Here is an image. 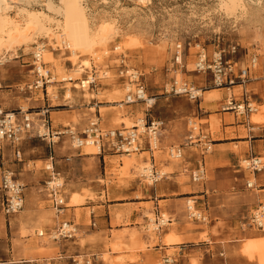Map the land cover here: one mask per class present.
I'll return each mask as SVG.
<instances>
[{
    "label": "rangeland",
    "instance_id": "374dc122",
    "mask_svg": "<svg viewBox=\"0 0 264 264\" xmlns=\"http://www.w3.org/2000/svg\"><path fill=\"white\" fill-rule=\"evenodd\" d=\"M84 1L92 11L97 13L106 11L110 13L117 20L120 30H128V36L118 39L111 44V55L103 63L110 71L111 76L107 78L97 77L96 86L91 85L89 93L95 95L94 99L91 96L85 97L81 90L73 88L74 100H68L65 97L66 88L69 86L67 82L50 84V86H54V91L57 94L55 99L50 94L48 98L45 97L46 106H50L51 108L50 118L52 120V128L55 131H63L67 128L65 123L79 119L82 122L75 127V132L81 134L91 121L95 120L96 117H100L103 129H121L125 127L121 124L117 125V122L115 124L114 121L117 118H130L136 123L140 115H144V119L148 124L151 121L163 122V126L160 129L159 148L154 152L156 163L152 159L151 164H155L154 170L158 174L162 171H167V175L160 178L159 174V181L153 184L146 175H141L137 171L133 172V175H130L128 170L120 169V162H125L127 159L123 155L106 154V156H118L115 162L116 166L111 172H108L110 181H121L123 178H132L148 186H168L169 182L173 179V175L179 174L178 182L180 185L185 186L184 190L198 188L199 186L202 187L203 184L214 182L215 176L211 174L210 167L205 164V159L208 160L211 153L206 156H200L199 152L193 149L191 153L186 154L183 160H172L169 157L168 151L170 148L178 147L185 143L189 132V121H194L200 126L201 131L205 135H209V132L206 130L207 121L199 119L202 115L198 107L200 105L199 103H192L183 96L168 95L164 89L174 78H177L179 81H188L200 88L207 86L206 91L210 89L217 90L210 84V75L207 78L205 75H199L194 71L196 55L199 52V48L196 47L198 45L205 48L209 56L218 47L223 48L226 50L225 53L228 58L233 57L235 61L241 62L249 59L257 51L263 55L264 0H244L247 11L237 18L226 17L223 13L218 12V0H149L146 3H141L139 2L140 0ZM130 37L136 38L139 42L134 49L125 50V63L130 68L135 69L138 72V76H143L149 95L152 99H155V104L152 107L144 103L126 105L123 102L125 108L122 109L118 103H108L114 101L112 100L114 90L116 88H124L128 82L127 79L120 78L122 76L120 73L122 71V63L120 62V57L118 58L113 50L115 46L121 42H126ZM168 39L174 41L172 47ZM179 44H182L185 48L182 66L176 65L174 59L177 45ZM235 47H237V53L232 55V50ZM54 53L65 70L72 68V64L68 61V54L65 55V52L61 51ZM18 56V59L10 61L4 66H0V106L5 110H17L22 105L30 104V110L39 113V108L44 106L42 93L35 91L33 93L26 90V87L34 80L33 52L22 49L19 51ZM263 62L264 57L261 56L260 67L257 71L253 72V76L264 78ZM93 65L95 67L93 72L97 71L96 64L94 63ZM48 67L51 69L50 66ZM51 74L53 76L52 71ZM82 77L86 79L87 75ZM80 82L81 80H78L76 83L80 84ZM70 86L73 87V85ZM2 93L4 96H2ZM99 93H103V95L99 96ZM235 94L238 101L243 100V91L240 90V92H236ZM29 98H32L34 101L30 102L28 100ZM123 99L125 101V96ZM221 99L220 97L218 101ZM250 100L253 107L257 110L249 118L251 124L256 127H264V104L260 103V100L264 101V97L260 98V100L255 98H251ZM203 101L204 96L202 97ZM202 108L205 109L204 106ZM256 114L261 117L259 120L260 123L254 122V115ZM40 118L43 117L40 116ZM211 123H215V121ZM37 132V129H35L33 134L35 135ZM213 132H216V129H213ZM256 134L260 135L257 128ZM143 137L144 142L149 138L147 133L143 134ZM57 142L52 147L47 142L41 140H27L23 144V152L26 160L34 158L43 160L36 163L37 167L35 169L33 163H30L29 168L24 170L37 175L36 181L31 186L25 185L21 180V173H23L22 165L14 164L13 161H8L5 164L6 167H11L15 171V174L17 173L16 175H18L19 180L26 186L25 199L27 187L32 188L33 197L39 204L40 211L45 214L44 217L52 222V224L46 227H39L46 234H48L46 228L54 229L56 225H54V212L45 189L46 174L43 171L45 159L50 153L54 154L55 152L58 160V169L66 185L67 195L69 194V187L66 173L69 169L80 167L77 169L84 170L85 172L88 168H82L76 162V159L84 156L81 155L83 148L81 150L73 148L72 140L69 136H64ZM68 157H71L70 162L66 160ZM261 158L264 166V155ZM245 161H248V158L242 157L239 162V168L241 172H246L249 181L253 182L254 174L246 166ZM201 162L206 166V180L203 184L193 183L191 173ZM263 172L264 170L260 173ZM253 185L254 189L250 190L255 194L257 193L255 190V182ZM241 186H244V184H241ZM84 194L85 196L89 195V197L94 198L87 191ZM196 195L198 194H188L185 197L191 198ZM193 200L196 199L194 198ZM187 201L185 200L183 212H181L182 220L186 223L187 228L190 230L205 229L209 219L208 214L204 211V206L201 209L208 220L206 223L194 222L186 214ZM261 201L263 204L258 203L250 214L254 213L257 208L264 207V200L262 199ZM200 203L202 202L200 201ZM197 208H200L198 204ZM23 211L15 216L6 217L0 206V264L6 263L8 253H12L13 248L26 247L24 244L34 245L38 257L32 258L29 255H25L23 258L22 256H15L12 258V261L16 264H23L24 261L33 260L36 261L33 264H41L44 260L56 259L58 256L56 255L58 252L57 247L53 251L46 250L47 248L55 246L53 244L54 241L50 240L47 235L45 237L38 236L39 228H37L36 234L23 230V218H21ZM161 215L164 219H170L168 215L166 218L164 214ZM154 216L155 219L158 218L156 215ZM88 224H90V220H88ZM147 225L150 234L153 236L158 234L156 228L151 226V221ZM246 225L247 231L252 230L254 234L259 233L257 229L250 228L248 224ZM168 227L169 225L167 224L162 231ZM201 239L207 240V232ZM171 255L172 253L169 254V256ZM161 259L155 264H159ZM77 261L78 264H84L83 259L79 258Z\"/></svg>",
    "mask_w": 264,
    "mask_h": 264
},
{
    "label": "crops",
    "instance_id": "0c3cea01",
    "mask_svg": "<svg viewBox=\"0 0 264 264\" xmlns=\"http://www.w3.org/2000/svg\"><path fill=\"white\" fill-rule=\"evenodd\" d=\"M240 87L243 91L242 98L245 93H248L250 99L260 100L264 97V78L252 75L247 83L231 90L217 89L218 95L222 98L220 101L209 102L207 106L201 101L198 106L202 112L199 119L207 121L208 138L213 142V151L209 159H205V164L215 176L214 182L184 190L185 186L178 182L179 174L173 175L168 186H148L132 178L110 181L108 172L116 166L118 156L84 155L76 159L82 168H88L85 172L77 169L80 167L71 168L66 173L69 194L67 195L66 190L65 212L57 214L48 198L54 212V225L57 226L63 220H71L79 226V236L76 241L54 242L55 246L46 249L53 251L57 247L58 256L54 259V263L78 264L77 259L80 258L83 259L84 264L88 260H92L93 264H155L172 253L176 260L175 264H258L255 259L244 254L243 249L249 239L264 238V231L254 234L252 230H246L251 211L258 203L263 204L261 200H264V172L253 173L257 191L253 194L250 189H254V185L248 188L249 177L246 172H241L239 162L242 157L250 159L261 158L264 155V127L251 124L250 115L238 117L234 112L222 111L227 97L234 95L236 99L235 93ZM213 90L215 89L206 92ZM260 103L264 104V101L260 100ZM213 121L216 123V132H213L211 123ZM256 128L260 135L256 134ZM192 151L193 148H187L185 153ZM143 153H147L145 159H149L150 163L152 159L156 163L153 153L145 151L141 154ZM50 154L54 156L56 169L59 171L55 152ZM199 154L202 156L201 153ZM139 155H136L137 159ZM48 157L45 159V164ZM8 161L14 162V159L6 150L4 160L0 161V185L3 171L9 170L15 173L11 167L5 166ZM39 161L43 160L36 158L26 160L23 152V162H14L19 166L22 165L21 180L25 185L31 186L36 181L37 175L24 170L29 168L30 163H33L35 169ZM70 161L71 157L68 162ZM119 168L125 169V162H120ZM128 171L133 175L136 170ZM47 180L46 174L45 183ZM86 191L94 198L85 196ZM73 192L85 197L83 204L70 205ZM188 194H198L192 198L197 200L199 210L202 212L201 208L204 206V211L208 214L209 222L205 227L206 230L204 228L190 230L182 220L181 212L185 200L189 198L185 197ZM33 196L32 188L27 187L25 210L21 215L22 225H27V230L23 229L25 231L31 229L35 231L40 226L46 227L52 224L44 217L45 214L40 211L39 204ZM0 206L2 208L1 190ZM149 214L158 218L162 216L161 214L168 215L169 227L153 236L149 233L147 225L150 221ZM93 223L95 226H92ZM51 230L53 229L46 228V232ZM206 232L207 240H202L201 237ZM171 233L179 237L181 242L168 244L166 239ZM184 244L188 245V250L179 253L180 246ZM24 245L26 247L13 248V252L8 253L6 263L2 264H16L12 261L15 256L38 257L34 245ZM35 262L24 261L23 264Z\"/></svg>",
    "mask_w": 264,
    "mask_h": 264
},
{
    "label": "built area",
    "instance_id": "2783aa9c",
    "mask_svg": "<svg viewBox=\"0 0 264 264\" xmlns=\"http://www.w3.org/2000/svg\"><path fill=\"white\" fill-rule=\"evenodd\" d=\"M199 48V52L196 55L194 63V71L199 75H205L208 78L210 75V84L216 89H227L231 90L236 86L243 85L250 80L253 72L257 71L260 67L259 51L254 52L249 59L244 62L235 61V59L228 58L226 50L223 48L215 49V52L209 56L205 48L200 45L196 46ZM185 48L182 44L177 46L175 53V64L182 66ZM237 53V47L233 48L232 55ZM180 59V60H179ZM33 67H34V80L31 84L26 87L29 92H41L43 95V101L45 97H49L48 87L52 80L51 71L47 69V66L42 63L41 70L46 71V75L42 74L38 68V58L33 54ZM125 61V58L123 59ZM122 63V62H121ZM122 65V76L120 78L127 79L129 84L134 85L135 89L127 94L125 97V104L132 105L138 103H144L149 107L155 104V99L148 93L147 86L143 80V76H137L135 82L132 79L133 76H126L127 69L125 63ZM264 68V62H263ZM97 76H93L91 82L92 86H96ZM208 83V82H207ZM207 86L200 88L188 81H178L174 78L165 87V92L172 96H183L186 97L192 103H199L202 101L203 94L206 91ZM23 91V90H22ZM245 93L243 100L238 101L234 95L227 97L223 106V112H234L238 117H247L257 110L253 107L250 98ZM153 103H152V102ZM151 102V103H150ZM39 113H35L31 110L23 112L20 109L17 110H5L0 106V161L5 158L6 150H8L14 159V162H23V144L27 140H41L46 141L50 147L58 143L62 137L69 136L72 140L73 148L81 150L85 145L93 140L94 143L99 147L100 154L106 156V154L115 155H138L142 152L149 151L154 154L159 148V136L160 129L163 126V122L151 121L148 124L145 121V127L152 132H147L149 137L144 142L143 134L139 132V128L133 129H110L105 130L101 126V118L96 117L95 120L91 121L87 128L78 134L71 128H66L63 131H55L52 128V120L50 118V106H44L39 108ZM33 114H41L43 118L42 122L45 126V132L40 131L37 134H33L35 131V121L32 118ZM146 134V133H145ZM57 139V141H55ZM156 141V142H155ZM187 148H193L197 152L201 153L202 156H206L213 151V142L205 135L200 126L194 121H189V132L186 137L185 143L178 147H172L168 151V155L172 160H183L186 156L185 150ZM67 161L69 158L66 159ZM250 167L252 173H260L264 170L261 158H250ZM150 176L152 183L159 181V174L154 170ZM43 171L47 174L48 180L45 183V189L48 194V198L53 205L57 214H63L67 209L66 206V185L62 180L61 173L57 171L55 165V158L52 154L48 157ZM206 166L203 162L196 166V169L191 173V180L193 183L203 184L206 180ZM253 184L248 183V188H252ZM25 188L17 177V175L9 170L2 172L0 190L2 193V208L3 213L6 217H12L24 210L25 207ZM194 198H188L186 203V214L189 219L194 222L206 223L207 216L203 214L197 208V200ZM164 218L159 216L156 219V231L159 233L169 223V220L164 222ZM248 225L250 228H255L258 231H264V207L261 206L251 214L248 219ZM92 226H95L93 223ZM39 234V233H38ZM48 236L50 240L54 242L70 241L74 242L79 236V226L71 220L61 221L53 230L48 231V234L42 232L38 236ZM188 250V245L184 244L180 246L179 253H184ZM176 260L173 255L165 256L161 259L159 264H175ZM41 264H55L54 260H44ZM85 264H93L92 260H88Z\"/></svg>",
    "mask_w": 264,
    "mask_h": 264
},
{
    "label": "bare ground",
    "instance_id": "6f19581e",
    "mask_svg": "<svg viewBox=\"0 0 264 264\" xmlns=\"http://www.w3.org/2000/svg\"><path fill=\"white\" fill-rule=\"evenodd\" d=\"M148 1L140 0L139 2L146 3ZM218 1V12L223 13L226 17L237 18L247 11L244 0ZM126 36H128V30H120L117 20L110 13L92 11L84 0H0V66L18 59L19 51L22 49L33 52L38 58L37 65L40 70L42 63L47 66V69L50 66L51 69L49 70L53 72L50 83H68L65 97L71 101L74 100L73 88L81 90L85 97L95 98V95L89 93L93 76L96 75L99 78L111 76L110 71L103 63L111 55V44ZM168 41L172 47L174 41L172 39H168ZM138 42L136 38L130 37L126 42H121L115 46L113 52L117 54L118 58L120 57V62L124 64L125 50L134 49ZM58 51L69 55L68 61L72 64L71 69L65 70L62 67L61 62L55 57L54 52ZM94 63L97 71L93 72ZM125 68L127 75L133 76L132 79L136 82L138 72L126 63ZM41 72L46 75V71L41 70ZM84 75H87L86 79H83L82 76ZM78 80H81L80 84L76 83ZM197 80L199 79L197 78ZM134 89V85L129 83L124 88H116L112 98L114 101L108 103H118L124 109L123 97H126ZM238 89L240 91L241 87ZM48 90V93L55 99L57 94L54 91V86L49 85ZM218 92V90H213L204 93V105L207 106L209 102L218 100L220 98ZM101 95L103 93H99V96ZM2 96H4L3 93ZM28 100L34 101L32 98ZM18 109L27 112L31 109V105H22ZM40 116L41 114H33L32 118L35 121V129L43 133L45 126ZM254 116V122L260 123L261 117L257 114ZM81 122L82 120L74 119L72 122L65 123V126L74 131ZM114 122L115 124L117 122V125H123L126 129L138 127L141 134L152 132L145 127L144 115H140L136 123L126 117H119ZM212 128H217L216 123H212ZM82 150L83 155L87 156L100 154L99 147L93 140H90ZM123 156L127 158L125 161L126 170L134 169L141 175L150 178L154 166L149 162V159H145L147 153L140 154L139 159L135 155ZM244 163L248 168L250 167V162L245 161ZM159 174L160 178H163L167 175V171H162ZM254 182H256L255 178H253V182H250L251 185ZM84 201L85 197L79 193L73 192L71 194V206H79ZM164 217L166 218L167 215L164 214ZM148 218L151 221V226L156 228L155 216L149 214ZM166 221L167 219L164 220V222ZM26 228L27 225L23 224V229L27 230ZM28 231L36 234L34 229ZM42 232L43 230L39 228V234ZM166 242L171 245L180 243L181 239L171 233ZM243 252L249 258L255 259L258 264H264V238L249 239L244 245Z\"/></svg>",
    "mask_w": 264,
    "mask_h": 264
}]
</instances>
